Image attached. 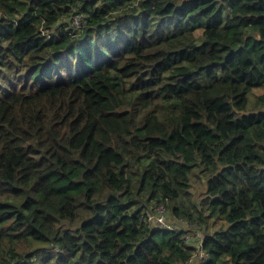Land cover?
<instances>
[{"label":"trees","instance_id":"trees-1","mask_svg":"<svg viewBox=\"0 0 264 264\" xmlns=\"http://www.w3.org/2000/svg\"><path fill=\"white\" fill-rule=\"evenodd\" d=\"M0 264H264V0H0Z\"/></svg>","mask_w":264,"mask_h":264},{"label":"rangeland","instance_id":"rangeland-1","mask_svg":"<svg viewBox=\"0 0 264 264\" xmlns=\"http://www.w3.org/2000/svg\"><path fill=\"white\" fill-rule=\"evenodd\" d=\"M23 81H24V80L22 79L21 83H23ZM19 84H20V83H19ZM12 88H13V85L11 84L10 87H9L8 89H12ZM36 90H37L36 88H32V89H31V92H35ZM253 98H255V96H253ZM193 184H194V193H195L194 197H195L196 199H199V198H201V196H202V192H203L202 190H203V188H204V185L201 183L200 179L197 178V177H194V178H193ZM188 234H192V233L190 232V233H188ZM188 236L191 237V239H192L193 242L196 241V239H193L191 235H188Z\"/></svg>","mask_w":264,"mask_h":264},{"label":"built area","instance_id":"built-area-1","mask_svg":"<svg viewBox=\"0 0 264 264\" xmlns=\"http://www.w3.org/2000/svg\"><path fill=\"white\" fill-rule=\"evenodd\" d=\"M74 22H80V18L79 17H75L74 18ZM197 253H201L202 257L205 258V260L209 259V255L206 254V252L203 250L202 244L201 245L199 244V252H197Z\"/></svg>","mask_w":264,"mask_h":264},{"label":"bare ground","instance_id":"bare-ground-1","mask_svg":"<svg viewBox=\"0 0 264 264\" xmlns=\"http://www.w3.org/2000/svg\"><path fill=\"white\" fill-rule=\"evenodd\" d=\"M87 49V48H86Z\"/></svg>","mask_w":264,"mask_h":264}]
</instances>
